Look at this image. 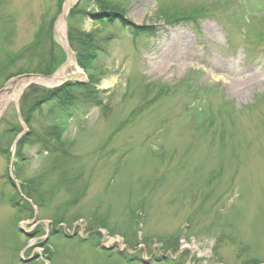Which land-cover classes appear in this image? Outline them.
Returning <instances> with one entry per match:
<instances>
[{"label": "rangeland", "instance_id": "rangeland-1", "mask_svg": "<svg viewBox=\"0 0 264 264\" xmlns=\"http://www.w3.org/2000/svg\"><path fill=\"white\" fill-rule=\"evenodd\" d=\"M65 2L0 0V93L66 63ZM76 4L88 70L71 48L82 78L0 114V264H264V0ZM173 41L182 64L162 61ZM68 82L83 100L20 113Z\"/></svg>", "mask_w": 264, "mask_h": 264}, {"label": "trees", "instance_id": "trees-1", "mask_svg": "<svg viewBox=\"0 0 264 264\" xmlns=\"http://www.w3.org/2000/svg\"><path fill=\"white\" fill-rule=\"evenodd\" d=\"M80 1V0H79ZM77 4L74 6V9L76 8ZM104 7H101V9ZM73 9V8H72ZM110 8H104L102 10L104 14H107L109 17L102 19V20H108V21H113L114 16H121L122 13L119 10H109ZM168 10V9H166ZM164 10V12L166 11ZM199 16L198 12L196 10H187L184 12L178 11L174 13V16L170 17L168 19L170 24H175L180 22V20H187L191 21L197 18ZM135 31L138 33L141 30H145L144 27H134ZM76 30V31H75ZM140 30V31H139ZM149 30V29H147ZM68 42L70 47L73 49V51L76 54V59L78 61L79 66L84 69L88 70L87 67H89L90 62L92 59L95 57V52H96V46L97 44L94 42L92 36L89 33H84V32H78L77 29L72 27V25L68 28ZM73 43H77L78 46L76 48H73ZM57 59L56 55H53L51 60H50V65H54L55 60ZM58 62L62 61L61 57L60 59H57ZM57 62V63H58ZM48 64V65H49ZM51 66V67H52ZM50 73V72H48ZM85 88L86 84L83 83H77V82H68L64 83L63 85L56 87L54 89H44L42 88L39 92H30L31 96L27 93L23 98H22V107H21V114H23V107L27 106L28 104H34V106H39L40 103L42 102H47L51 100H56L58 99L62 105H67V104H73L76 101L83 100L81 98H78L75 94V88ZM91 93V91H90ZM86 94H89V91L86 92ZM24 121L28 122V117L24 119ZM16 127V126H15ZM18 131H21V128L18 127L16 128ZM54 133V132H53ZM52 134H50V138H52ZM44 139V138H43ZM42 139V140H43ZM58 138L55 139L54 142L57 141ZM46 142V141H44ZM57 146V145H55Z\"/></svg>", "mask_w": 264, "mask_h": 264}, {"label": "bare ground", "instance_id": "bare-ground-1", "mask_svg": "<svg viewBox=\"0 0 264 264\" xmlns=\"http://www.w3.org/2000/svg\"><path fill=\"white\" fill-rule=\"evenodd\" d=\"M77 0H66L64 7H63V14L59 17V19L56 22L55 30L59 36V39L62 43H65L66 41V35H65V24H66V13L69 11V9L72 7V5ZM182 52L175 48V42H171L167 45V50L164 58V60H177L178 64H182L183 59L181 58ZM73 75L76 77H83L82 72L79 70V68L76 66L73 55L68 52V59L66 63L50 78H42V77H20L18 79L13 80L8 84L7 90L8 93H5L4 95L1 94L0 96V114L3 111V108L8 101L14 99L17 100L22 93V91L30 84V83H38L45 86H55L62 81H64L68 75ZM260 74H255L250 83L255 84L258 80Z\"/></svg>", "mask_w": 264, "mask_h": 264}, {"label": "water", "instance_id": "water-1", "mask_svg": "<svg viewBox=\"0 0 264 264\" xmlns=\"http://www.w3.org/2000/svg\"><path fill=\"white\" fill-rule=\"evenodd\" d=\"M62 14H63V12H62ZM65 45H66L68 51H71V49H70V47L68 46L67 42H66ZM71 52H72V51H71ZM23 77H46V78H50V77H52V75H51V76H41V75H31V74H26V75H23Z\"/></svg>", "mask_w": 264, "mask_h": 264}]
</instances>
